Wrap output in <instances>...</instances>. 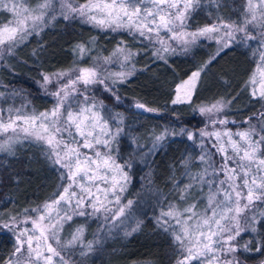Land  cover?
<instances>
[{
  "label": "snow or ice",
  "instance_id": "1",
  "mask_svg": "<svg viewBox=\"0 0 264 264\" xmlns=\"http://www.w3.org/2000/svg\"><path fill=\"white\" fill-rule=\"evenodd\" d=\"M206 4L218 10L222 0H84L83 3L36 0L34 5L31 0H0V13L10 17L7 22L0 20V60L13 55L14 49L33 34L38 35L58 16L68 22L79 21L97 29L127 33L134 40L147 41L153 45V57L165 62L166 55L176 52L169 41L183 51L201 39L215 41L216 52L177 86L176 96L171 101L174 105L190 104L201 72L224 49L233 44L247 46L253 41L256 44L253 55H258V63L247 83L256 85L259 75L260 90L253 87L250 96L264 106V0H244L238 19H225L218 11L214 16L210 12L211 23L189 30L188 21ZM94 45L95 38H92L76 44L73 50L83 58ZM136 55L121 40L104 62L111 63L112 57H116L121 68L127 64L128 71L105 74L96 67H74L52 74L42 73V88L46 90L51 84L57 85L50 93L56 97V103L44 112L33 110L28 114L24 111L26 105L9 107L5 118V109L0 108V136L4 137L0 140V153L14 155L15 145L23 140L40 143L46 146L45 155L51 163L64 170L62 179L67 181V186H62L50 202L37 209H24V218L18 220L9 215L8 222L0 220V227L13 236V249L5 264H69L62 254L65 250L71 253L79 247L78 254L83 258L93 251L94 243H99V240L85 243V227L80 226L61 244L60 232L73 216L103 215L105 221L111 219L120 224L128 219L126 210L133 201L122 204L121 194L127 190L129 176L125 168L130 165L119 163L112 154L117 151L113 145L123 129H113L109 124L110 119L120 114L113 117L103 102L87 93L93 86L100 85L119 101L114 86L126 82L134 74L135 66L130 61ZM12 95L18 93L13 90ZM0 98L7 101L4 92H0ZM230 103L218 99L211 105L194 108L193 111L208 116V124L196 133L184 129L179 133L186 134L189 140L199 137L200 148L197 157L189 156L180 161L189 183L183 187L178 183L174 185L179 199L182 202L195 199L194 193L205 187L208 193L207 207L203 211L197 210V203H190L183 209L169 204L168 210L157 217V226L172 237L178 254L175 264H245L240 258L245 253L264 255V111L246 118L245 131L218 130L217 125L235 123L219 116ZM134 106L146 112L157 111L139 103ZM253 120L256 123H251ZM209 125L212 131L208 130ZM171 135L177 133L165 129L155 136L145 155L155 153L161 142ZM214 154L220 157L218 166ZM194 159L202 167L192 173L190 166ZM30 211L36 218L28 215ZM29 223L31 228L24 226ZM116 226L113 223L112 227ZM140 226L141 222H136L124 235L139 231ZM242 233L255 235L252 239H244ZM260 264H264V260Z\"/></svg>",
  "mask_w": 264,
  "mask_h": 264
},
{
  "label": "trees",
  "instance_id": "2",
  "mask_svg": "<svg viewBox=\"0 0 264 264\" xmlns=\"http://www.w3.org/2000/svg\"><path fill=\"white\" fill-rule=\"evenodd\" d=\"M83 3L84 0H78ZM244 0H222L217 10L205 5L188 21L194 30L212 22L209 13L225 19H238V13ZM0 20L1 14H0ZM95 38V45L87 56L80 58L74 46ZM125 41L128 48L137 55L133 58L135 72L124 83H117L114 91L120 97L115 105L112 95L105 92L102 98L111 102L114 108L127 116L128 127L134 134L135 141H148L154 134L165 129L177 133L167 137L153 153L149 161L141 168H135L128 189V195L140 198L148 195L161 197L168 202L178 201L179 191L174 186L183 187L189 183L185 168L180 161L186 157H197V141L189 140L185 132H196L208 124V116L193 111L201 105L210 104L218 99L231 101L220 118L226 117L228 125L246 127L245 120L264 106L250 96L249 77L258 60L253 55L256 46L250 42L233 44L224 49L220 55L202 71L200 83L191 103L172 104L178 84L189 77L192 72L208 61L217 50L214 41L200 40L187 51L176 50L166 55L165 60L153 57V45L139 38L133 39L123 32H111L81 24L79 21H65L58 17L49 23L39 34H33L28 40L14 49V54L0 65V81L4 90L19 98L12 101L33 110H44L53 106L55 97L51 91H44L39 86L42 73L68 70L74 67L90 66L103 55L110 54L119 41ZM9 97L7 101L9 103ZM136 103L146 108L156 109L146 112L136 108ZM2 106L0 105V108ZM251 123H256L255 120ZM208 128H212L210 125ZM120 140L121 150L126 143ZM198 160L190 166L192 173L198 167ZM62 171L53 165L45 155V146L31 140H23L14 147V155L0 153V220L8 222V216L23 217L24 209H35L55 198L54 194L62 190L65 180ZM151 193V194H150ZM31 212V211H30ZM29 212V213H30ZM28 213V214H29ZM89 231L94 230L98 222L94 218L83 220ZM141 222L140 230L124 235L125 231L102 232L99 243L93 251L84 257L85 264H175L178 254L169 233L157 226V218L142 211L136 222ZM13 236L0 227V264L11 255ZM245 264H260L264 255L247 254L240 256Z\"/></svg>",
  "mask_w": 264,
  "mask_h": 264
},
{
  "label": "rangeland",
  "instance_id": "3",
  "mask_svg": "<svg viewBox=\"0 0 264 264\" xmlns=\"http://www.w3.org/2000/svg\"><path fill=\"white\" fill-rule=\"evenodd\" d=\"M35 3H36V0H31V5H34ZM0 14H1V19L4 22H7V20L10 18L5 13H0ZM189 30H192V29H189ZM253 35H255V33H253ZM237 39L238 40L240 39L239 34L237 35ZM209 41H212V40H209ZM250 42H253V41H249L248 44ZM169 43L171 44L172 47L176 48V50L182 49L180 46H177V44L172 43L171 41H169ZM253 43H255V42H253ZM254 45L256 46V44H254ZM156 47H158V45H156ZM113 51L110 54H108V55H103L101 58H99L96 61H94V63L92 65H90V66H81L80 68L96 67L99 71H101V72H103L105 74L112 73V72L128 71L129 69H128L127 64H126V66L124 68H121L119 60L116 57H112V62L111 63H105L104 62V58L111 56ZM131 51L135 52L133 50H131ZM9 57L10 56H6L3 60H0V65L4 64V61L6 59H9ZM130 63L132 65H134L133 64V59L130 61ZM257 63H258V60H257ZM256 67H257V64H256L253 72L255 71ZM56 72H58V71L51 72V73H47L46 72L45 74H52V73H56ZM201 75H202V72H201ZM201 75L199 77V80L196 82V87H195V89H194V91L192 93V97H193L194 93L196 92V90H197L198 86L200 85V83L201 84L205 83V80L201 78ZM189 77H187L186 79L181 81L178 85H181L184 81L188 80ZM62 82H66V81H62ZM105 82L109 83L108 81H105ZM42 83H43V81L41 79V81L39 82L40 88H42L41 87ZM109 86L113 87L111 84H109ZM253 87H255L258 91L260 90V77H259V75L257 76V84L256 85L249 84L250 91L252 90ZM4 88H5V86L0 81V92H4L6 94V96L9 97V99H10L9 103H8V101H5L4 98H0V105L2 106L1 108L5 109L4 115H5V118H7V111L6 110L9 107H11V108H21L22 104L19 103V106H14L12 104V101H14L15 98H19L18 97L19 95L15 97L12 94H10L7 91H5ZM56 88H57L56 84H51V85H49L47 87L46 90L44 88H42V89L44 91L54 92L56 90ZM104 92L108 96H111V93L106 92L104 90L103 86H100V85L93 86L89 90V93H87V94L90 95V96H94L97 101L103 102V104L106 106L107 110L112 114L113 117H116L117 113L120 114L119 117H116L115 119H110L109 120V124H110L111 127H113V129H115L116 127H121L123 129L121 135L117 138V142L113 145L117 149V151L113 152L112 154H113V156L116 157V159H117V161L119 163H121V164H129L130 165V167H126L125 168V171L128 173V176H129V182L127 184V190L124 193L121 194V203L124 204L128 200H131V201H133V204H132V206L129 209L126 210L127 213H128V219L125 221L124 224H120L119 221H112L111 219H109L108 221H105L103 219V215H97V216L88 217V218H94L96 220V222H98L97 226L92 231H89L87 229L86 224L83 223L84 222L83 220H84L85 217L73 216V219L71 221H69V222L64 224L63 230L60 232L61 244H64L65 241L69 240L71 238V234L75 231V229L77 227H80V226H84L85 227V233H84V242L85 243L87 241H94V240H99L100 241L101 233L102 232H109V229H111L110 232H120V231L127 230L129 228L135 227L136 221H137L140 213L142 211H144V210L146 212L154 215L157 218V217L160 216V213L162 211H167L168 210L169 204H176L177 207H179L180 209H183L184 207H187V205L190 204V203H197V210H199V211H203L207 207V200H206V195L208 193L207 187H205L202 191L197 190V192L194 193L195 199H189V200L184 201V202H182L181 200L168 202V201H165L162 197L160 199L158 196H155V195H151L150 196V195H148V193H146L144 196H142V198L139 199L140 202L138 203V201H137V197L138 196L134 198V197H131V196L128 195L127 192H128L131 180H132L133 170L135 168H141L144 165H146V163L149 161V159H150L152 154L146 156L145 153H147L148 149L151 147V144L154 141V137L157 136V135H160L161 132H163L164 130L159 132V133H157V134H154V136H152L148 141H140V142H138V140L135 141V139L133 138L134 134H133V132L131 130V127H128L129 123L127 122L126 114L124 112L118 110L117 108H114V106L111 104V102H109L108 100L102 98L101 96H103L102 94ZM181 94H183V93L181 92ZM55 103H56V97H55L54 104ZM54 104H53V106H54ZM114 104L117 105V106L119 105L117 100H115ZM211 104L212 103L205 104V105H211ZM205 105H201L200 107L205 106ZM52 107H50V108H52ZM50 108H48V109H50ZM227 108H228V106L224 109V111L222 113L219 114L220 117L222 116V114L225 113ZM48 109L35 110V112H37V113L44 112V111H46ZM24 111L26 113H28V114H31L33 109L25 107ZM121 118H122V122H119L121 120ZM216 127H217L218 130L227 129V130L232 131L233 133H235L237 131H245L247 129V126L246 127H242V126H237L236 124H232V125H228L227 124L225 126L217 125ZM208 130L212 131L213 129L212 128H208ZM196 132H198V131H196ZM9 134H11V133H9ZM122 138L124 140H126V141H124L126 143V145H125L126 147L124 148V150L123 149L121 150V146H120L121 145L120 144V140H122ZM2 139H4V137L0 136V140H2ZM195 140L197 141V146H198L199 154H200L199 137H197ZM205 142L208 143V141H205ZM213 159L215 160L217 166L221 163L219 155H215L214 154ZM201 167H202L201 164L198 163V167L194 171V173L199 171L201 169ZM61 171L63 172L64 170L61 169ZM64 186H67V181L66 180H65ZM73 190H75V189H73ZM40 207H42V205L39 206L38 208H40ZM113 207H115V206H113ZM35 209H37V208H35ZM28 215L31 216L32 218H36L35 214L32 213V212H30ZM22 218H24V217H20V218H18V220H20ZM113 223H115L117 226L116 227H112ZM242 224H243V222H242ZM24 226L28 227V228H31V223H29L27 225H24ZM254 235L255 234L242 233V236H243L244 239H252V237ZM49 242H51V240ZM95 244H97V243H94V245ZM53 246L56 247V245H53ZM57 250H60V249L58 248ZM79 251H80V248L77 247L71 253H68V251L65 250L62 254H64L65 258L69 260V264H85L84 263V257L82 258L78 254Z\"/></svg>",
  "mask_w": 264,
  "mask_h": 264
}]
</instances>
